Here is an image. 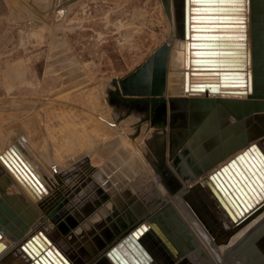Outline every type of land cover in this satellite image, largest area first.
Instances as JSON below:
<instances>
[{"label": "bare ground", "instance_id": "obj_1", "mask_svg": "<svg viewBox=\"0 0 264 264\" xmlns=\"http://www.w3.org/2000/svg\"><path fill=\"white\" fill-rule=\"evenodd\" d=\"M51 1L54 0H23L43 16H46L45 9ZM75 2L76 0H66L53 3V19L58 22L65 15L66 9ZM160 2L169 25L164 39L170 44L163 102L158 104L157 114L152 112L151 103L143 107L140 101L126 102L118 99L115 90L121 98L129 99L128 101L142 100L144 97H148L149 101L151 99V96L138 94L122 95L118 78L101 81L108 94L104 102L110 107V112L88 113L95 117L97 128L110 135L107 157L109 165L105 161L92 164L90 150H84L83 155H71L70 161L66 158L59 160L52 152L54 146L51 143L45 151H39L23 128L15 125L9 129L11 136L0 149V154L11 147L9 153L13 162L9 157H0V200L4 207L2 210L10 212L12 217L0 209V213L4 215V221H0L4 228L0 230V264H29L31 259L26 251L36 259L37 256L28 246L22 249L24 242L34 234L37 238L32 241L35 247L33 249H37L35 252L38 256L44 254L50 264H62L61 256L66 261L63 264H113L105 256V251L120 236L116 235L107 241L105 237V241L100 239L111 233L107 231V222H117V217L124 215L128 216L125 218L128 225L150 224L140 236L153 253L148 264H163L168 260L176 264H191L187 261V256L195 264H264V164L260 162V156L254 149L247 152V157H253V163L259 165L261 177L244 155L235 161L240 172L233 166L228 167L249 199L250 206L231 186L243 204V207L239 206V212L230 206L214 181L208 178L215 169L237 153H242L252 143L256 144L259 155L264 157V0L258 1V9L255 11L257 22L260 23L263 50L261 81L258 83L254 81V65L249 62L251 0H241L239 5L245 7V11L202 12L242 16H237L240 20L217 19L213 23L242 26L240 31L220 29L218 32H239L243 36L242 41L246 44L242 49L245 51L246 61L242 64V71L246 82L248 75L253 77L251 94L247 92V87L243 91L221 87H207L198 91L192 87L194 84L211 82L212 79L194 76L189 64L185 67L184 39L176 34L179 26L178 4L176 0ZM15 5L17 7V3ZM188 5L192 8L194 5L234 6L192 3V0ZM18 7L21 12L20 8L23 9L24 4L19 3ZM191 12L194 11L191 10L189 15L194 14ZM194 22L206 21L189 20V24ZM33 23L30 22V25ZM72 74L80 78L82 71L72 69ZM78 81L66 83L71 87L84 83L87 78L83 77ZM112 86L113 89H110ZM98 93L100 92L92 98L94 101L98 98ZM191 96L249 99L253 105L246 111L242 110L239 117L232 116L225 109H218L217 120L209 123V129L195 128L191 133L179 132L177 129L171 131L173 128L170 125L174 122L173 115L176 113L171 98ZM128 120L135 121L132 126L135 131L132 134L124 128ZM242 133H250L252 137L239 151L229 154L225 160H212L210 165L204 163L205 157H210L214 150L223 148L232 139L237 140ZM46 134L43 131L42 135ZM173 135L176 138L183 135L184 139V146L178 152L180 159L176 164L172 155ZM74 139L78 141L79 138L74 135L69 141L74 142ZM182 149L187 150L185 154ZM240 174L250 184L252 181L249 176L256 177L262 183L260 191L255 178V185L251 184L260 199L259 208L256 209L258 204H255V199L242 183L244 181ZM223 177L226 179L224 175ZM253 205L255 206L252 207ZM56 213L61 215L59 219H54ZM106 214H109V219ZM69 216L75 221L63 227L62 221ZM151 217L159 223H150L153 222ZM102 229L106 231L102 232ZM164 239L172 241L176 247L165 245ZM186 240L194 245V250L186 247ZM193 255L197 256V262Z\"/></svg>", "mask_w": 264, "mask_h": 264}, {"label": "rangeland", "instance_id": "obj_2", "mask_svg": "<svg viewBox=\"0 0 264 264\" xmlns=\"http://www.w3.org/2000/svg\"><path fill=\"white\" fill-rule=\"evenodd\" d=\"M63 1H51L43 16L23 0H0V149L11 136L9 129L18 125L37 150L45 151L51 143L59 160L90 150L92 164L109 165L110 135L88 115L110 112L101 81L123 77L141 64L165 41L169 25L160 0H76L57 22L51 9ZM19 3L24 4L21 12ZM72 69L82 71L81 77ZM83 77L87 81L82 84L66 83ZM152 107L156 115L159 106ZM134 122L128 120L124 127L131 134ZM74 135L79 138L75 144L69 141ZM60 216L56 213L54 219ZM126 217L108 221L107 231L126 225ZM74 221L69 216L61 225ZM187 261L195 264L189 256Z\"/></svg>", "mask_w": 264, "mask_h": 264}, {"label": "water", "instance_id": "obj_3", "mask_svg": "<svg viewBox=\"0 0 264 264\" xmlns=\"http://www.w3.org/2000/svg\"><path fill=\"white\" fill-rule=\"evenodd\" d=\"M258 1L259 0H251L252 21L249 41V53L251 55L249 62L254 65L253 72L255 83L261 81V65L263 57L262 34L259 29L260 23L257 22V16L255 14V11L258 9ZM176 2L179 8L177 12L179 17V26L176 34L184 39L183 49L185 67L187 68L189 64L191 74H193L194 76H207L212 79L211 82L194 84L192 87L198 91L204 90L207 87H221L223 89L234 88L238 89V91H243V88L247 87V92L251 94V92H253V77L251 78V74L248 75L246 82L245 75H243L242 71V64L246 61V59L244 58L245 51L242 49V47H244L246 44L244 43L245 41H242L243 36L240 35L239 32H218V30L221 31L220 29H233L232 31H235L234 29H236L240 31L242 26L235 24L213 23V21H216L217 19L240 20L237 18V16H239L240 18H242V16L236 14L202 13L204 11L239 12L245 11L244 9L246 8L239 5L241 4V2L236 6L194 5L193 8L189 7L188 5L191 0H176ZM205 3L214 4L216 2H214V0H207V2ZM191 10L194 11L191 12L194 14L189 15ZM191 19H193L194 21L206 22H194L189 24V20ZM207 21H212V23H209ZM169 44L170 43L167 41L162 42L141 64L136 66L125 76L118 78L120 93L122 95L138 94L143 96H151L150 101L148 100V97H144L142 98V100L128 101L129 99L121 98L118 91L115 90V95L118 99L126 102L140 101L141 105L144 106H146L148 103L158 106V104L163 102L162 96L164 92ZM185 75H187V73ZM157 95L159 97H154ZM171 102L173 106H175L173 109L176 112L175 115H173L174 122H172L170 125L173 128L171 131H175L177 129V131L179 132L188 133H191L195 128L209 129V123L216 122L217 120L216 111L218 109H225V111H227L232 116L239 117L242 110L246 111L253 105V103L249 99L240 100L228 97H173L171 98ZM174 136L175 135L172 136V141H174V143L172 144V155L174 157L173 161L176 164L178 159H180L178 152L180 151L181 147L184 146V139L182 138L183 135L179 138H176ZM251 137L252 134L250 133H242L237 140L232 139L223 148L214 150L210 157H205L204 163L206 165H210L212 160H225V158H227L229 154L237 152L242 147H244L248 139H250ZM255 145L256 144L252 143L248 148L243 150L242 153H237L235 157L229 159L226 163H223L218 169H215L208 176L209 179L214 181L215 185L225 196V199L230 204V206L234 210H238V212L239 206L243 207V204L241 203L235 192L239 194L240 198L248 206H250L248 202L249 199L248 195H246V193H243L242 187H240L238 182L232 177L228 167L233 166L237 169L238 172H240L235 164V161L241 159L243 155L247 157V152L249 150L253 151V149L258 154V157L260 156V162L264 164V157H262V155H259ZM11 150V147L5 149L3 153L0 154V157L2 158L3 156H6L9 157L10 161H12L13 157L9 153V151ZM186 151V149H182L183 154H185ZM247 158L254 169L258 171V174L261 177L259 165L255 162V164L253 163V157ZM238 172L236 173L238 174ZM222 174L226 177L227 181ZM240 177H242L244 181L242 183L246 186L247 191L250 193L253 199H255V204L257 205L260 199L255 191V188L251 184L253 183L255 185V183L257 182L258 190L260 191L262 183L254 176H249L250 180L252 181L251 184L249 183L250 181H248L246 177H244V175L240 174ZM254 178L257 180L256 182ZM231 186L235 189V192L232 190ZM262 191L264 192L263 187ZM260 205L258 204L256 209L259 208ZM254 206L255 205H253L252 207ZM3 208L4 207L2 201L0 200V209L2 210ZM4 213L7 216L12 217V214L10 212L6 211ZM150 220H153V222L150 223H159L158 220H156L154 217H151ZM0 221H4V215L2 213H0ZM16 222L19 223V221L17 220ZM149 227L150 224H148L147 226L143 223L135 226L134 224H129L128 226V224L125 225V223H122L120 227L115 228L111 233H108L107 236L104 235V237L107 238L106 241L116 235L117 237L120 236L117 240L111 243L109 248H107V250L105 251V256L108 257L113 264H148V262L153 258V253L145 240L141 239L140 236L143 234L146 228ZM3 229L4 228L0 224V230ZM36 238L37 235L34 234L30 238H28L22 245V249H24V246H28L30 251L34 252V254L37 256V258L35 259L28 251H26L29 258L31 259L29 264H50L46 257H44V254L41 253V255L38 256L37 252H35V250L37 249H33L34 246L32 244V241ZM164 244L170 246V248L176 247V244L170 240L166 241L164 239ZM0 247H2L1 242ZM186 247H188L189 250H194V245L187 242V240ZM45 253L47 254V251H45ZM47 256L49 258V255ZM61 258L62 264L63 262H66L62 256ZM163 264L176 263H171V260H168Z\"/></svg>", "mask_w": 264, "mask_h": 264}, {"label": "snow or ice", "instance_id": "obj_4", "mask_svg": "<svg viewBox=\"0 0 264 264\" xmlns=\"http://www.w3.org/2000/svg\"><path fill=\"white\" fill-rule=\"evenodd\" d=\"M194 3H205L207 0H193ZM214 2L219 4H233L237 5L241 0H214Z\"/></svg>", "mask_w": 264, "mask_h": 264}]
</instances>
